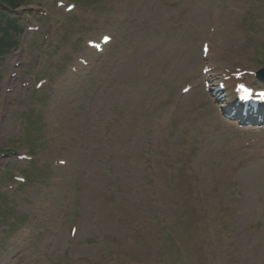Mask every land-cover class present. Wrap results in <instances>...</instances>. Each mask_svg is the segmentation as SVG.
I'll use <instances>...</instances> for the list:
<instances>
[{
  "label": "rangeland",
  "instance_id": "1",
  "mask_svg": "<svg viewBox=\"0 0 264 264\" xmlns=\"http://www.w3.org/2000/svg\"><path fill=\"white\" fill-rule=\"evenodd\" d=\"M18 1L0 264H264V122L226 116L202 79L264 66V0Z\"/></svg>",
  "mask_w": 264,
  "mask_h": 264
},
{
  "label": "trees",
  "instance_id": "2",
  "mask_svg": "<svg viewBox=\"0 0 264 264\" xmlns=\"http://www.w3.org/2000/svg\"><path fill=\"white\" fill-rule=\"evenodd\" d=\"M18 4V0H0V13L3 12L0 18V54L5 53L9 47L11 48L16 45L13 34L14 31L19 30V28L15 25V20L13 18L5 15V10L14 9Z\"/></svg>",
  "mask_w": 264,
  "mask_h": 264
},
{
  "label": "bare ground",
  "instance_id": "3",
  "mask_svg": "<svg viewBox=\"0 0 264 264\" xmlns=\"http://www.w3.org/2000/svg\"><path fill=\"white\" fill-rule=\"evenodd\" d=\"M204 5H205V7L207 6V4H204ZM206 9H207L206 14H209V18H208V23L207 24H208V26L209 25L215 26V28H217V32H218V30L220 31V29H219V23H220V21H223L225 23V25H227L228 23H230L231 18L226 17V16L223 17V18L221 17V11H220L221 8H218L217 5H209ZM203 20H204L203 17H200L199 22H198V28L199 29H201L203 27L202 26L203 25ZM206 29H207V27H206ZM215 31H216V29H215ZM222 35H223V33H222ZM221 37H224V36H221ZM212 49L213 48H211V50ZM211 50L209 49V52L206 55V57H204V58H200V57L197 58L196 59V62L207 63L206 60L209 58V54H210V51ZM224 69H226V68H223V70H221L220 73L223 74V76L230 75L231 70L230 71H227V70H224ZM245 78H248L249 80H251V77H245ZM230 80H231V83H227L226 82L227 83L226 85L228 87H231L232 86V82H233L232 80H234V79L233 78H230ZM219 101H220V104L227 105V104H229L231 102V99L230 98L220 99ZM250 167H252V169H255L257 167V164L255 163V164L251 165ZM263 181H264V178H263Z\"/></svg>",
  "mask_w": 264,
  "mask_h": 264
}]
</instances>
